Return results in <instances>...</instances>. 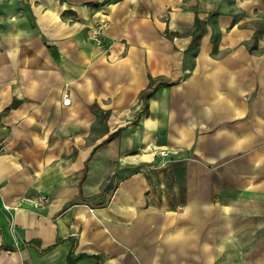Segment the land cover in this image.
Masks as SVG:
<instances>
[{
  "label": "crops",
  "instance_id": "crops-1",
  "mask_svg": "<svg viewBox=\"0 0 264 264\" xmlns=\"http://www.w3.org/2000/svg\"><path fill=\"white\" fill-rule=\"evenodd\" d=\"M262 27L264 0H0V264H264Z\"/></svg>",
  "mask_w": 264,
  "mask_h": 264
},
{
  "label": "built area",
  "instance_id": "built-area-1",
  "mask_svg": "<svg viewBox=\"0 0 264 264\" xmlns=\"http://www.w3.org/2000/svg\"><path fill=\"white\" fill-rule=\"evenodd\" d=\"M104 28H105V24H99L98 26H96L95 28H93V30L90 32V38L91 40L96 43L98 46H102L103 45V32H104ZM70 101V98L68 95H66L63 99V104L64 105H68ZM160 155L162 157H168L167 152H161ZM47 201V200H45ZM7 209V208H6ZM9 210V209H7Z\"/></svg>",
  "mask_w": 264,
  "mask_h": 264
},
{
  "label": "rangeland",
  "instance_id": "rangeland-1",
  "mask_svg": "<svg viewBox=\"0 0 264 264\" xmlns=\"http://www.w3.org/2000/svg\"><path fill=\"white\" fill-rule=\"evenodd\" d=\"M261 27L260 25H257V30H259ZM262 29L264 30V28L262 27ZM96 44V43H95ZM97 45V44H96ZM98 46V45H97ZM7 209H10L8 206L6 207Z\"/></svg>",
  "mask_w": 264,
  "mask_h": 264
},
{
  "label": "trees",
  "instance_id": "trees-1",
  "mask_svg": "<svg viewBox=\"0 0 264 264\" xmlns=\"http://www.w3.org/2000/svg\"><path fill=\"white\" fill-rule=\"evenodd\" d=\"M153 91H154V89L151 90L150 92H148V93L146 94V97H148L149 95H151V94L153 93Z\"/></svg>",
  "mask_w": 264,
  "mask_h": 264
},
{
  "label": "water",
  "instance_id": "water-1",
  "mask_svg": "<svg viewBox=\"0 0 264 264\" xmlns=\"http://www.w3.org/2000/svg\"><path fill=\"white\" fill-rule=\"evenodd\" d=\"M51 53H52L53 55H55V50H52Z\"/></svg>",
  "mask_w": 264,
  "mask_h": 264
}]
</instances>
